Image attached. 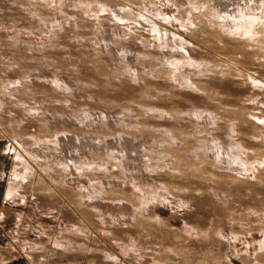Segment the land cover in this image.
<instances>
[{
	"label": "rangeland",
	"instance_id": "rangeland-1",
	"mask_svg": "<svg viewBox=\"0 0 264 264\" xmlns=\"http://www.w3.org/2000/svg\"><path fill=\"white\" fill-rule=\"evenodd\" d=\"M264 264V0H0V264Z\"/></svg>",
	"mask_w": 264,
	"mask_h": 264
},
{
	"label": "crops",
	"instance_id": "crops-1",
	"mask_svg": "<svg viewBox=\"0 0 264 264\" xmlns=\"http://www.w3.org/2000/svg\"><path fill=\"white\" fill-rule=\"evenodd\" d=\"M154 264H159V262H156V263H154Z\"/></svg>",
	"mask_w": 264,
	"mask_h": 264
}]
</instances>
